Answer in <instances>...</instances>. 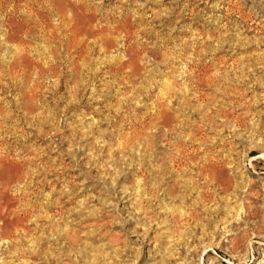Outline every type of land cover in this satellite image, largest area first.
I'll use <instances>...</instances> for the list:
<instances>
[{"label":"rangeland","instance_id":"rangeland-1","mask_svg":"<svg viewBox=\"0 0 264 264\" xmlns=\"http://www.w3.org/2000/svg\"><path fill=\"white\" fill-rule=\"evenodd\" d=\"M0 264H264V0H0Z\"/></svg>","mask_w":264,"mask_h":264},{"label":"bare ground","instance_id":"bare-ground-1","mask_svg":"<svg viewBox=\"0 0 264 264\" xmlns=\"http://www.w3.org/2000/svg\"><path fill=\"white\" fill-rule=\"evenodd\" d=\"M165 109V108H164ZM156 118V117H155ZM156 125V124H155ZM5 168V167H4ZM7 175H9V174H7ZM11 176V175H10ZM19 176V175H18ZM21 176V175H20ZM18 178V177H17ZM22 178V177H21ZM8 179H10V178H8ZM7 180V179H6ZM29 183V182H28ZM51 220V219H50Z\"/></svg>","mask_w":264,"mask_h":264}]
</instances>
